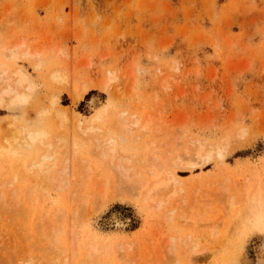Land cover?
I'll return each mask as SVG.
<instances>
[{
    "label": "rangeland",
    "instance_id": "rangeland-1",
    "mask_svg": "<svg viewBox=\"0 0 264 264\" xmlns=\"http://www.w3.org/2000/svg\"><path fill=\"white\" fill-rule=\"evenodd\" d=\"M20 36L31 50L39 53L35 57H20L6 63L12 68L24 70L34 86L27 95V103L24 101L0 108V152L5 147L4 137L8 138L13 133L10 131L12 128L17 130L22 126L26 127V131L41 134L35 137L30 148L17 143L16 146L11 139L12 143L7 144L6 171L18 173L19 167L23 171L29 161L37 163L43 154L54 149L58 156L61 155L58 159L61 162L71 154L67 152L71 151L73 142H76L80 155L95 161L80 128L92 122L93 115L101 109V123L107 128L122 111L127 117L136 113L142 121L144 118L151 119V126L146 132H136L138 137L126 143L131 151L134 150L132 152L151 155L158 150L163 151L167 141H174V146L178 148L183 143L196 145L197 141L206 147L222 142L221 139L227 136V141H223L227 146L222 156L212 155L193 169H175L182 177L181 183L186 189L189 187L186 190L189 196L191 192L194 194L197 184L201 185L200 189L206 188L209 192L206 194L200 190L196 195L200 207L205 206L202 200H207L206 207L209 205L210 208H207L211 209H202V220L185 219V211L179 201L173 204L171 199L163 210H156L147 203L143 205L138 197L134 199L137 196L135 193L133 196V192L126 190L124 194L129 192L132 198H128V194L124 198L122 192L123 196L115 192L117 195L112 194L114 196L111 197L110 194L107 201L100 197V203H103L99 206H92L90 202L85 204L84 214H87L88 207H93L89 216H85V222L83 211L72 216H76L75 221L70 219L69 213L74 208L66 203L65 215L62 213L65 218L60 215L58 218L64 219L61 225L67 239L68 234L81 228L80 232L86 233L89 229L88 232L98 237L115 239L123 236L127 242L135 241V248L129 251L119 249V253L116 247L113 248L114 260L121 262L119 257L126 259L136 254L137 259L132 257L136 264H151L150 254L154 253L149 246H157L159 239L163 238L162 241L166 242L170 236H177L189 238L190 244L196 245L195 250H200L184 259H181L180 251L177 253L179 256L172 253L177 263L167 253L165 255L170 258L166 262L168 260L169 264H255L256 246L264 243V209L259 203L254 205L249 202L247 195L264 177V0H0V53L3 47L9 46L18 37L20 39ZM34 59H38L37 64L33 62L32 65ZM1 60L4 58L0 54ZM83 61L88 62L85 64ZM50 70H64L71 76L69 81L76 76L78 84L82 83L86 91L73 99L71 83L70 86H64L67 83L57 85L58 82L51 79ZM106 76L110 82L105 80ZM153 119L158 121V128ZM154 130L155 135L152 133ZM239 130L243 133L241 136H238ZM58 132L70 140L69 144L66 143V147L70 146L68 149H62L61 144L56 143L57 137H61L56 135ZM175 137H178V142ZM221 185H228V190L218 192L217 187ZM248 185L251 186L248 188ZM237 189L243 190L242 193L236 195L233 190ZM53 194L50 192L48 204L56 200L57 196ZM232 195H236L237 204L234 207L240 210V214L243 212L244 219H232L230 224L233 228L228 225L225 232L229 237L222 236L221 229L225 228L229 214L225 217L226 222L220 218L226 213L224 210L228 211L227 198ZM120 196L125 200L122 201ZM208 199L213 200H210L212 205ZM98 201L97 197L95 202L98 204ZM223 202L226 209L221 207ZM242 207L246 212L242 211ZM70 208L73 209L67 213ZM169 209H174V214H170ZM233 210L231 212L234 213ZM79 211L77 209V213ZM162 215H171L170 222H167L169 217L161 220ZM114 216L124 220L120 227L116 226ZM183 218L188 225L182 222ZM207 219L211 224L215 220L217 228L219 219L223 222L215 238L208 235V230L204 231L206 228L203 229L204 223L209 224L204 221ZM158 221L161 227H158ZM197 221H202L199 223H202L201 229ZM71 224H76L78 228H70ZM164 242L160 244L168 250L169 242ZM160 244L157 246L158 254L161 260H165L166 251ZM35 251L36 257L40 256L36 260L42 263L48 260L45 253ZM44 255L46 258H43ZM163 263L160 261V264Z\"/></svg>",
    "mask_w": 264,
    "mask_h": 264
},
{
    "label": "bare ground",
    "instance_id": "bare-ground-1",
    "mask_svg": "<svg viewBox=\"0 0 264 264\" xmlns=\"http://www.w3.org/2000/svg\"><path fill=\"white\" fill-rule=\"evenodd\" d=\"M18 38L14 42L12 41V43L9 46L5 45L6 47H3L2 48L3 50L0 53L2 55V59L4 58V60L0 61V108L5 107L7 105H15V104L23 103L26 100L28 93H30L32 91L33 86H34L33 81L27 76L28 74L26 75L23 72L24 70L22 71L19 68H12V67H10V65L8 63H6L7 61H10V60H14V59H18V58L20 59V57L21 58L26 57V59H27L28 56H34V55L37 56V53H39V52H36L34 50H31L26 45V43H24V40L23 39L21 40V36H20V39H18ZM39 50L40 49H38V51ZM58 52H59V50H58ZM29 58H31V57H29ZM31 60H32V58H31ZM34 60L35 61H31L32 65H33V62H36V64H37L38 59L37 60L34 59ZM83 62H85V64H86V62H88V61H83ZM11 66H13V65H11ZM14 67H15V65H14ZM62 69H64V68H62ZM106 71H105L106 74L109 73ZM50 72H51V70H50ZM50 76H51L52 80L59 83V84L57 83V85H60V84L62 85V83L63 84L67 83V85H64V86H68V85L70 86V83H71L70 88L72 87L71 88L72 90H70V91H71V93L73 91V93H72L73 99H76V98L82 96V94L86 91V87L82 83L80 85L78 84L77 80L75 79L76 76L72 77L71 78L72 80L70 79V81H69V78L71 76L69 77L67 75V72H64V70L63 71L53 70L50 73ZM110 76H111V74H110ZM81 78H82V76H81ZM105 78H104L105 80H107V79L109 80V78H107V76ZM113 78H115V77H113ZM109 82H110V80H109ZM102 84H103V82H102ZM163 86H165V83L163 84ZM52 99H53V97H52ZM101 110H103V109H101ZM100 111L98 113H96V115H93V119H91L92 122L89 121V123L87 122L88 123L87 125H82L80 128L81 134L84 135V137L86 138V141L88 142L87 144H89L90 145L89 147H91L90 153L93 156V158H96L95 161L92 159H89L83 155H80L78 153L76 142H73L71 149H70L71 151L67 152L68 154L69 153H71V154L69 156L68 155L65 156L64 158L62 156L63 161H61V162L58 161V159L61 158V155L58 156L57 151L55 149L54 150L51 149L53 151H50L48 153L46 152V154H43L41 161H39L37 163L29 161V163L24 166L23 171L21 170V167H19L20 170L22 171V173L21 174L19 173L20 170L17 172L20 175L18 173H15L14 171H13L14 173H11L8 170L7 171L5 170V167L7 166L6 163H8V162H6L7 161L6 154H8V148H9L7 144H11L12 140H13V144L15 142V145L17 143V144H19L18 146L25 145L27 148H30L35 137H37L41 133H39V132H33L32 133V132L26 131L25 130L26 127L24 129V127L21 126L17 130L14 129L15 131L12 128V130H10V131H12L13 133L11 134V136H8V138H6L7 136L4 135L5 136L4 137L5 147L3 148V151L0 152V264H136V260H134V259H137L135 257L136 254L134 255V257L130 256L131 258L127 257L126 259H124L123 257L120 258L118 256L119 257L118 260L121 261V262H118V261L114 260L113 252H112L113 248H115V247H116V249H118V253H119V249L122 251H129L130 249L135 248V243H134L135 241L134 242L132 241V243H130V241L127 242V240L123 236L121 238L118 237L115 239L98 237L97 235H95L91 232H88L89 229L86 233H82V232H80V230L82 228L79 231H77L75 229V228H78L75 226L77 223L71 224L69 226L70 228L75 227L74 228L75 230L72 231L71 235L68 234V239L66 238V235L63 232L64 230H62L63 227L61 225V221L64 220L62 218H65L63 216L65 215L64 209L66 208V203L71 204L74 208V209L73 208L68 209L67 213H69V211L71 209H73V211H71L69 213L70 214L69 218L71 217L70 219L74 220L77 215L82 214V211H83L82 216L88 217L89 216L88 213L92 211L93 207L91 209H90V207H88L90 209V211H88L89 210L88 209L87 214H84L85 208L87 207V205H85V204H88L90 202V205L92 204V206L94 204H95V206H99L100 197L103 198L104 201L105 200L107 201L110 194H111L110 195L111 197H113L114 195H117V194H114L115 192H118V193L122 192V194H124V192L126 190L131 191V193L133 192V196H135V194L137 195V196H135L136 198L134 197V199H137V197H138L139 201L142 204L147 203L150 206H153L152 208L153 209L155 208L156 210L157 209L163 210L165 208V205L171 199H173V202L179 201L178 203H180L181 206L184 208L186 215H185L184 211L182 212V215L184 213L183 216H186L185 219L202 220V215L204 214L203 210L206 207L205 203L207 200L206 201L202 200V202H204L203 204L205 206L200 207L199 202H197L199 198L196 195L200 190H203V193L206 192V194L209 192H207V190H205L206 188L200 189L199 186H201V185L197 184L195 187H198V188L194 191V194H193L194 196L192 195L193 192H191L190 196H189L187 194L188 192L186 191L187 189H189V187L186 189L184 184L181 183L182 177L176 173L175 169L176 168L193 169L196 166H198L199 164H201L200 162L205 161L208 157L210 158V156H212V155H213V157L222 156V153H223L224 149L226 148L225 146H227V143H224L227 141V138H226L227 136L225 138L221 139L222 142H216L215 144H213V145L210 144L209 146L206 145V147L203 145V143L197 141L196 145H189V143H188V145H186L185 143H183V145L181 147L182 149H181V148L174 146V141L173 142L167 141L164 144L165 149L164 150L162 149L163 151L158 150L159 152L158 151H156L155 153L153 152V154H151V155H148V153L146 154L143 152L137 153V152H132L134 150L131 151L129 149L130 147L128 145H126V143L129 141L135 140V138L137 136L135 134L136 132H138V131L146 132L148 130L149 126H151L150 125L151 119L150 118H146V119L144 118L142 121L139 117L140 115H138L136 113H131L127 117V116H125V113L122 111V113L118 114V116L115 117V119L113 120V122L110 125V128H107L108 126L104 127L103 126L104 124L101 123L103 119L101 117L102 114ZM139 111H141V110H139ZM111 116H112V114H111ZM113 116H114V114H113ZM153 121H154V119H153ZM103 122H105V121H103ZM155 122L156 121H154V123ZM157 123H158V121L155 124H157ZM105 124H106V122H105ZM173 126L174 125H172V127L171 126L170 127L173 128ZM170 127H169V130H171ZM153 128H154V125H153ZM153 128H152V130H153ZM156 128H158V124L156 125ZM156 130H159V129H156ZM241 131H243V129ZM241 131L240 130L238 131V132H240L239 133L240 135L238 134V136H241L243 134V133L241 134ZM62 132L64 133V131H62ZM62 132H58V133H56V135L59 136V134L61 135ZM75 132H77V130ZM152 133L155 135L156 134L155 130ZM159 133H160V131H159ZM50 135L52 136V134H50ZM65 136H67V135H65ZM9 137H11L10 143L8 140ZM84 137H82V138H84ZM68 138H70V137H68ZM175 138L177 140L176 142H178V137H175ZM228 138H229V136H228ZM170 139H168V140H170ZM66 140H67V138L62 137V135H61V137L60 136L57 137L56 143H60L62 147L60 146V144H58V145L62 149H63V147H64V149L65 148L68 149V147H70V146L66 147V143L69 144L70 140H67V141ZM172 140H173V138H172ZM190 140H192V139H190ZM187 142H188V140H187ZM56 143H55V141L53 142V144H55V145H56ZM193 143H194V139H193ZM138 145H140V144H138ZM151 146H153V145H151ZM136 148L137 147L135 146L134 149H136ZM62 149H60V150L62 151ZM60 154H62V153L60 152ZM63 154H65V153H63ZM91 155H90V158H92ZM7 158H9V157H7ZM48 161H51L52 163H48ZM17 166H18V164H17ZM13 170H15L14 167H13ZM260 175L262 176V174H260ZM254 178H251V179H254ZM246 179L247 178H245V180ZM262 179H261L262 182L259 185L253 187L249 191V193L247 195V199L249 202L254 203V205L257 203L261 204L263 206V209H264V177ZM229 181H231V180H228V182ZM228 182H227V184H228ZM222 183H223V181H222ZM194 185H195V183H194ZM234 185H235V183H234ZM233 186H231V188ZM241 186H243V185H241ZM249 186H251V185H248V188H249ZM228 187H229L228 185L227 186L221 185V186L217 187V190H218V192L220 191L222 193V190L226 191V190H228ZM233 191H235L236 195L237 194L239 195L242 193L243 190L237 189V190H233ZM50 192L52 194L54 192L57 197H56L55 201H53L52 203L50 202L48 204L47 201L49 199ZM110 192H112V193H110ZM212 192H214V191H212ZM131 193H130V195H132ZM216 193H215V196H216ZM112 194H114V195H112ZM122 194L120 193L121 196H123ZM217 194H219V193H217ZM125 195L129 196V192L124 194V198L126 197ZM200 195H203V194H200ZM236 195H234V196L232 195V197L230 199H229L230 196L227 198V201L229 200L227 202L228 207L226 205V207L228 208V211L224 210V212H226V213H224L220 218V219H222V218L225 219L227 214H229L228 215L229 217L228 218L226 217L228 219L227 222L225 219V222H226L225 228L221 227L222 231L220 230L221 233H223V234H221L222 236L225 234L228 225H229V228L231 227L230 223H232V221H231L232 219H234L236 217H240L242 220L244 219V217L242 216L243 215L242 211L246 212L244 210V208L243 207H242L243 209L240 208V209H242V211H241L242 215H241L240 210L237 209L236 207H234L235 204H237L236 198H235ZM97 197L99 200L98 204L95 202V199L97 200ZM191 197L193 199H191ZM118 198H119V195H118ZM128 198H132V196H129ZM218 198H220V196ZM119 200H120V198H119ZM121 200L123 201L125 199L122 198ZM210 200L208 199L209 204L212 205L211 201L213 202V200H211V201ZM93 201H94V203H93ZM222 201L223 200H221V203H222ZM137 202H138V200H137ZM175 202L173 204H175ZM177 202H176V204H177ZM246 202H247V200H246ZM102 203L103 202H101L100 205ZM84 205L86 206L85 208L83 207ZM222 205L223 206H221V207H224V202ZM80 206L82 207V209ZM148 206H146V207H148ZM181 206H180V208H182ZM195 206L198 207L199 211L196 209ZM216 206H219V205L216 204ZM251 206H252V204H251ZM207 207H206V209L209 210ZM233 207L235 210L232 209ZM97 208H99V207H97ZM177 208L179 209V207H177ZM209 208H210V206H209ZM77 209H78V211L80 209V211L78 213H77ZM175 209H176V207H175ZM221 209H223V208H221ZM224 209H226V208L224 207ZM173 210H170V214L171 213L174 214ZM232 210L234 211V213L231 212ZM72 212L74 214H71ZM229 212H231V213H229ZM62 213H63V216H62ZM211 213H212V211H211ZM155 214H156V212H155ZM178 214H180V213L178 212ZM59 215L62 216V218H58ZM73 215H76V216H74V218H72ZM254 215H256L255 212H254ZM180 216H181V214H180ZM86 217L84 218V222H85V219H87ZM164 217H166V218L169 217V218H167V222H170L171 215H168V216L162 215L161 220H163V219L166 220V218H164ZM176 218H177V216H176ZM179 218L180 217L178 216V219ZM57 219L60 222H58ZM185 219L183 218L182 222ZM220 219H219V221H220L219 225H217L218 228L221 226L220 224L223 223ZM113 220H114L116 226H119V227L123 224V221H124V220L121 221V219H119L117 216H114ZM161 220H160V222H161ZM196 220H195V222H196ZM215 220H216V218H215ZM215 220L213 221L215 224H213V222L211 224L210 221H208V219L204 220L205 222H208L209 224L204 223L205 224L204 227L202 225L203 229L206 228L204 231L207 232V230H208V232H209L208 235L209 236L211 235L214 238L218 234V228L216 227ZM256 220H257V218H256ZM88 221H89V219H88ZM177 221H179V220H177ZM253 221L255 222V220H253ZM160 222L158 221V227H161V225L159 226ZM179 222H181V220ZM200 222H202V221H200ZM200 222L197 221V223H198V224L196 223L197 226L199 225ZM183 223L187 224L188 222H183ZM192 224H189V225H192ZM201 224L199 225L200 229H201ZM244 224H246V223H244ZM206 225H209V227ZM234 225H235V223H234ZM251 225H252V223H251ZM70 228L68 229V231H70ZM231 228H233V227H231ZM83 232H84V230H83ZM168 232L169 231H167V233ZM66 233H68V232H66ZM171 233H172V231H171ZM176 233L179 234V232H176ZM263 235H264V233H263ZM100 236H102V235H100ZM169 236H167V238ZM226 236H228V235H226ZM162 240H164V239L162 238ZM162 240L159 239L158 244H160V242L161 243L164 242ZM218 240H216V241L218 242ZM167 241L169 243H167ZM167 241L164 243H167L169 245L167 248L168 250H166L165 247H163V245H161V244L160 245H161V248L163 247L166 251V252H164V255L169 254V256L172 258V261L173 262L175 261L174 263H177V260L173 259L175 256L172 255V253L177 254L178 251H180L181 259H184V258H188L189 256L191 257V255L194 254L195 251L198 252L200 250V249L198 251L195 250L196 245L195 246L191 245L189 238L182 239L181 237L170 236ZM132 244L134 247H132ZM158 244H156V245L158 246ZM167 244H166V246H167ZM151 245L149 246L150 250L154 253V255L152 254V256H155V252H157V254L153 260H151L153 257L150 254L151 258H149V259L153 263L150 262L149 260H147L148 258H146V260L149 261L151 264H160V261L165 262L163 264H169L167 262H168L170 257L168 256L169 257L168 258L165 255V260H161L160 254H158L159 247L157 248V246H155L153 244V247L155 246L154 247L155 250L153 251V247ZM228 246H229V244H228ZM156 249H157V251H156ZM164 249H163V251H164ZM35 250H38L39 253H41V252L45 253L49 258H46V255H44L43 258L45 257L48 260L43 262V263H42V261L39 262L38 260H36L37 258L40 259V256L36 257L37 255L33 253ZM151 251H149V253ZM202 251H204V250H202ZM213 251L215 252V250H213ZM213 251H211V252H213ZM123 254H124V252H123ZM228 254H230V253H228ZM254 254H255V264H264V243L256 246V250H255ZM235 255H237V254H235ZM116 257H117V255H116ZM235 257H238V256H235ZM128 258H130V259L128 260ZM167 258H168V260L166 262ZM234 259H237V258H234ZM235 263H236V261H235Z\"/></svg>",
    "mask_w": 264,
    "mask_h": 264
}]
</instances>
